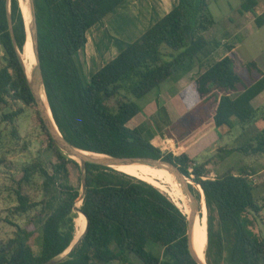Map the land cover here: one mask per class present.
Wrapping results in <instances>:
<instances>
[{"label": "trees", "instance_id": "trees-1", "mask_svg": "<svg viewBox=\"0 0 264 264\" xmlns=\"http://www.w3.org/2000/svg\"><path fill=\"white\" fill-rule=\"evenodd\" d=\"M123 1L35 0L44 86L57 127L68 142L83 150L174 163L203 189L207 263L264 264V232L256 230L264 203L254 194L255 176L264 178V170L256 169L255 162L264 156V114L253 104L264 91V72L253 59L242 63L234 45L208 61L214 47L204 33L215 24L210 1L177 0L168 13L87 79L78 56L87 44V32ZM258 3L242 0L239 10L254 12ZM255 21L261 26L264 13ZM26 41L19 0H10L9 7L8 0H0V107L10 100L33 107L46 135V146L12 177L17 199L13 213H36L26 225L16 224L12 237L0 241V264H42L63 253L74 236L78 238L76 227L80 232L76 222L82 212L76 217L75 202L82 193L81 165L59 149L41 119L19 56ZM196 66L199 74L180 92L187 113H200L191 125L194 133L185 147L179 146L180 153L162 151L163 133L155 139L146 135L143 123L130 124L141 112L136 99ZM159 111L169 117L166 108ZM19 113L5 116L13 121ZM235 119L242 129L239 144L221 146L217 155L221 160L236 152L242 156L210 177L208 163H195L186 148L211 130L228 127L230 132ZM166 124L175 125L169 118ZM36 177L44 191L40 200L25 192ZM151 184L112 167L87 163L80 209L89 225L83 239L57 264H135L132 256L142 264H198L188 246V214L167 192ZM190 187L200 201V191ZM36 227L41 232L37 252L30 243Z\"/></svg>", "mask_w": 264, "mask_h": 264}, {"label": "rangeland", "instance_id": "rangeland-1", "mask_svg": "<svg viewBox=\"0 0 264 264\" xmlns=\"http://www.w3.org/2000/svg\"><path fill=\"white\" fill-rule=\"evenodd\" d=\"M209 1L215 24L204 33L206 38L212 42V47H214L212 54L207 58L209 59L208 61H214L223 56L228 50L227 46L234 45L235 51L242 63L253 59L264 72V23L258 26L255 21V17L264 13V0H258L259 3L254 12L245 13H241L239 10L242 0ZM143 2L144 0L124 1L123 3L125 4L123 6L111 11L102 21L96 23L88 30L87 36L90 41L86 44L85 48L79 51L78 55L83 64V71L87 79H90L94 72L113 58L117 52L124 49L129 42L137 39L140 32L147 27L146 22L149 20L144 17ZM92 37H95L94 44H92ZM113 48L118 50L116 54L112 53L114 52ZM2 56L3 53L0 48V66L3 62ZM199 72L198 66H196L188 72V76L194 78ZM178 80L168 79L160 87L151 90L144 97L136 99L141 112L130 121L131 125L141 124V119H143L146 135L152 136L155 139L159 133H163L165 137L160 141V145H168V148L174 150L176 154L181 151L178 150L179 145H183L184 147L187 145L188 142H184L185 144L182 142L188 139L194 132V129L191 128L193 121L200 118V113L198 112H195L194 115L187 113L179 94L176 93L178 90H173V82H178ZM262 95L256 101V105L259 112L264 114V92ZM159 97L162 99V103H159ZM165 104L166 107L164 106ZM161 107L166 109L173 108V111H176L177 116L180 118H175L177 120L172 121L175 125L166 124L169 117H166L159 111ZM14 111L20 112L15 116L14 120L6 119L5 115ZM234 122L236 125L230 132H228V127H221L217 131H210L201 137V142L213 141L207 143L210 147L205 152L203 150L197 151V156H194L195 163L207 162L210 177H215L217 174L224 172L242 156L236 152L221 160L217 155L219 147L225 146L231 148L239 144L241 128L238 120L235 119ZM13 129L17 130V134L13 133ZM149 132L150 134H148ZM182 133H185V135L182 136ZM219 136H222V138H219ZM198 138L199 136L194 139ZM45 146L46 135L41 128L36 110L33 107L21 101L11 100L7 105L0 107V241H6L12 237L17 229L16 224L21 226L26 225L36 213V210L22 215L13 213V207L17 204V199L12 177L23 165L33 161L37 156L38 150ZM198 147H200L199 144ZM255 162L256 169L263 171L264 156L258 157ZM261 175L255 176V179L257 178V186L254 194L256 198L264 203V178H260ZM190 180L194 183L192 184L193 187L198 189L192 176L190 178L187 177V181ZM25 192L34 200L42 199L44 196L42 180L36 177L35 183L26 187ZM201 210L202 206L197 216L201 214ZM205 210L207 212L206 203ZM31 227L33 228V226ZM256 230L264 232V209L259 215ZM40 234V228L36 227L34 235L30 239V243L36 252L39 250ZM132 260L135 264H142L134 256H132ZM107 264L120 263L114 261Z\"/></svg>", "mask_w": 264, "mask_h": 264}, {"label": "water", "instance_id": "water-1", "mask_svg": "<svg viewBox=\"0 0 264 264\" xmlns=\"http://www.w3.org/2000/svg\"><path fill=\"white\" fill-rule=\"evenodd\" d=\"M19 2H20V6L22 9L23 15H24V19H25L27 36L29 34L31 37V42L33 44V49H34V53H35V60H36L35 67L33 68V71L31 72L30 75H28L26 70H25V73L27 75L28 84H29L30 90H31V92L35 98L41 119L45 123V125H46L49 133L51 134L53 140L55 141L56 145L59 147V149L61 151H63L64 154L68 155L69 157L73 158L72 155H77L80 157V161H78V162L80 163L81 168H82L83 178H82V193L78 199H80L82 202L84 195H85L87 163H95V164L108 166V167H112L114 169H117V168H115V167H113L107 163L101 162L100 160H98L97 158H95L93 156L92 157L87 156V155L82 154L81 152L106 155V156H108V158L110 160L113 161L114 164H117V165L130 163V162H142V163H148L151 165H155L158 167H164L165 169L170 171L174 175V177L177 179V181L180 185V188L183 192V195L190 202L191 207H190V212L188 213L189 224H188L187 236H188V246H189V250L191 252V255L197 261L198 264H209V263H207L206 258L204 261H201L199 259L198 255L195 251V248L193 246V242H192V230H193V226L195 224L197 213L199 212L200 207H201L202 198L200 201L198 200L196 194L194 193V191L190 187V183L187 181V176H185L183 174V172L179 169V167L177 165H175L174 163H172L170 161H166L163 159H156V158H152V157H116V156H110L107 154L83 150V149H80V148L72 145L70 142H68L65 139V137L62 135V133L60 132L58 127H57V130L54 128V126L51 122V118L49 117L47 107L45 105V100L43 98V93H44L46 100H47V103H48V106H49V102H48V98H47V94H46V90H45V86H44V77H43V72H42V67H41V59H40V54H39L38 24H37V13H36L35 0H23L24 5L26 7V12H24V10L22 8L21 0H19ZM9 6H10V0H8V7ZM8 20H9L10 33L12 35L13 41L16 42L13 23H12V19H11L10 15H8ZM21 53L22 52H19V56H20V59L22 61ZM22 64H23V61H22ZM23 67H24V64H23ZM24 69H25V67H24ZM49 108H50V106H49ZM50 111H51V109H50ZM51 114H52V112H51ZM52 118H53V116H52ZM53 120H54V118H53ZM197 185H199V184H197ZM199 186L201 187V185H199ZM157 187L160 188L161 190H163L161 187H159V186H157ZM201 189H202V187H201ZM200 193L202 195L203 191L202 192L200 191ZM77 200H76V202H77ZM76 202H75V210L77 209L84 214V212L80 208L76 207ZM85 217L87 219V225H86V228H85L83 235L79 238H75V236H74L70 246L63 253H61L60 255L42 263V264H57V263L61 262L62 260H64L70 254V252L83 239V237L86 234V231H87V228L89 225V220H88V217L86 215H85Z\"/></svg>", "mask_w": 264, "mask_h": 264}, {"label": "bare ground", "instance_id": "bare-ground-1", "mask_svg": "<svg viewBox=\"0 0 264 264\" xmlns=\"http://www.w3.org/2000/svg\"><path fill=\"white\" fill-rule=\"evenodd\" d=\"M21 5L26 12V7L24 5L23 0H21ZM21 58L25 67V70L28 75L31 74L33 71V68L35 67L36 60H35V53L33 49V44L31 42V37L28 34L27 36V41L26 44L23 48V52L21 53ZM43 98L45 100V105L48 110L49 117L51 118V122L54 126V128L57 130V126L52 118V114L50 111V108L48 106L46 97L43 93ZM84 155L87 156H93L100 160L101 162L107 163L118 170L125 172L127 174H130L132 176L138 177L141 180H145L149 183H152L156 186L161 187L164 191H166L169 196L174 200V202L181 208V210L184 213H189L190 212V202L189 200L183 195V192L180 188V185L177 181V179L174 177V175L165 169L164 167H158L155 165H151L148 163H142V162H130V163H125V164H114L112 160L108 158L106 155H101V154H91V153H86V152H81ZM72 157L76 161H80V157L77 155H72ZM191 181V180H190ZM188 181L191 185L194 184L193 181ZM151 184V185H152ZM196 187L202 192L203 190L199 185H196ZM202 197V212L199 216L196 217L195 224L193 226L192 230V242L193 246L195 248V251L201 261L205 260V250L207 246V241L208 240V234H207V225H206V220H207V215H206V210H205V199H204V193L201 195ZM81 200H77L76 202V207L80 208L81 206ZM79 210H75L76 217L78 216ZM75 217V218H76ZM81 217V218H80ZM79 221L81 222L82 226L80 225L79 221L77 220V225L80 229V232L78 231L76 227V234L77 237H81L85 231L86 225H87V220L85 217L80 213ZM84 221V222H83ZM75 225V224H74ZM76 238V237H75Z\"/></svg>", "mask_w": 264, "mask_h": 264}, {"label": "crops", "instance_id": "crops-1", "mask_svg": "<svg viewBox=\"0 0 264 264\" xmlns=\"http://www.w3.org/2000/svg\"><path fill=\"white\" fill-rule=\"evenodd\" d=\"M132 0H125V2H131ZM124 2V1H123ZM121 3L118 7H120V6H123V4H125V3ZM177 3V0H144V2H143V6H144V8H143V12L145 13L144 14V17L145 18H148V22H146L147 23V27L144 29V30H142V32H140V34L137 36V38L141 35V34H143L148 28H150L154 23H156L161 17H163L166 13H168L171 9H172V7L175 5ZM125 6H127V5H125ZM118 7H116V8H118ZM115 8V9H116ZM113 11V10H112ZM110 13V12H109ZM108 13V14H109ZM107 16V15H106ZM105 18V17H104ZM103 18V19H104ZM102 21V20H101ZM94 26V25H93ZM87 44L89 43V41H90V39L88 38V36H87ZM136 40V39H135ZM94 42H95V37H92V44H94ZM113 50H114V52H112V53H115L116 54V52L118 51L117 49H115V48H113ZM120 52V51H119ZM119 52H117V54L119 53ZM116 54V55H117ZM115 55V56H116ZM114 56V57H115ZM113 57V58H114ZM95 60H96V58H94ZM112 59V58H111ZM110 59V60H111ZM97 61V60H96ZM106 64V63H105ZM101 68V67H100ZM99 68V69H100ZM197 77V76H196ZM196 77H194V78H192V77H190V76H188V73L186 74V75H184L183 77H181L179 80H178V82H173L174 84H173V90L175 89V91H177L176 93L177 94H179V96H180V92L188 85V84H190ZM264 92V91H263ZM263 92L260 94V95H258L254 100H253V104H254V106L255 107H257L258 108V106L256 105V101L257 100H259L263 95ZM169 95V94H168ZM162 99H160V97H159V99H158V101H160L159 103H162V101H161ZM158 103V102H157ZM159 105H161V104H159ZM184 105V104H183ZM165 107H166V104L164 105ZM174 106V105H173ZM185 107V106H184ZM186 109V108H185ZM167 112H168V115H169V119L171 120V121H176L177 119H175V118H180L179 116H177V114H176V111H173V108L171 109H168L167 108ZM139 119H140V117H138ZM138 119V120H139ZM142 121V123H144L143 122V119H141ZM141 123V124H142ZM134 125H140L139 123H137V124H134ZM242 130V129H241ZM213 131H216V130H211V132H213ZM242 132V131H241ZM241 132H240V134H241ZM194 133V132H193ZM192 133V134H193ZM192 134L188 137V139H190L191 138V136H192ZM205 135V134H204ZM202 137V136H201ZM201 137H199L198 139H193L192 141V144L190 145V146H188L187 148H186V153L191 157V158H193L194 160H195V158H194V156H197V151L198 150H203L204 152H205V150L207 149V148H209L210 147V145L209 144H207V143H209V142H211V141H213V140H211V141H203V142H201ZM239 138H240V135H239ZM188 139H186L185 141H183L182 143H187L189 140ZM184 143V144H185ZM198 144H199V146L200 147H198ZM180 146V145H179ZM178 150H181L180 148H178ZM174 154H176V152L174 151V150H171ZM196 161V160H195Z\"/></svg>", "mask_w": 264, "mask_h": 264}, {"label": "built area", "instance_id": "built-area-1", "mask_svg": "<svg viewBox=\"0 0 264 264\" xmlns=\"http://www.w3.org/2000/svg\"><path fill=\"white\" fill-rule=\"evenodd\" d=\"M160 149L162 150V151H166V150H172L171 148H168V145H164V146H160Z\"/></svg>", "mask_w": 264, "mask_h": 264}]
</instances>
